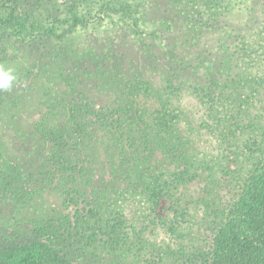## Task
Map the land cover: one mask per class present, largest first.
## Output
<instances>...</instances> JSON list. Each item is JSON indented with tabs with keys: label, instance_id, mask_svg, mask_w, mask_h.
<instances>
[{
	"label": "trees",
	"instance_id": "1",
	"mask_svg": "<svg viewBox=\"0 0 264 264\" xmlns=\"http://www.w3.org/2000/svg\"><path fill=\"white\" fill-rule=\"evenodd\" d=\"M0 9V264H264V0Z\"/></svg>",
	"mask_w": 264,
	"mask_h": 264
},
{
	"label": "clouds",
	"instance_id": "2",
	"mask_svg": "<svg viewBox=\"0 0 264 264\" xmlns=\"http://www.w3.org/2000/svg\"><path fill=\"white\" fill-rule=\"evenodd\" d=\"M16 80L17 75L14 69L0 65V90H10Z\"/></svg>",
	"mask_w": 264,
	"mask_h": 264
},
{
	"label": "rangeland",
	"instance_id": "3",
	"mask_svg": "<svg viewBox=\"0 0 264 264\" xmlns=\"http://www.w3.org/2000/svg\"><path fill=\"white\" fill-rule=\"evenodd\" d=\"M1 11H2V10L0 9V12H1ZM83 33H84V31H81V30H76V31H75V34H77V35H78V34H83Z\"/></svg>",
	"mask_w": 264,
	"mask_h": 264
}]
</instances>
